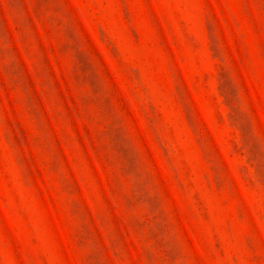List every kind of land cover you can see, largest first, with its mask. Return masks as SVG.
Wrapping results in <instances>:
<instances>
[{"label":"rangeland","instance_id":"374dc122","mask_svg":"<svg viewBox=\"0 0 264 264\" xmlns=\"http://www.w3.org/2000/svg\"><path fill=\"white\" fill-rule=\"evenodd\" d=\"M0 264H264V0H0Z\"/></svg>","mask_w":264,"mask_h":264}]
</instances>
